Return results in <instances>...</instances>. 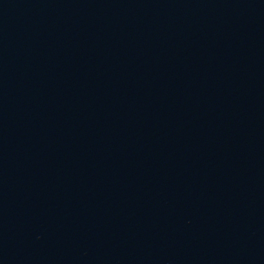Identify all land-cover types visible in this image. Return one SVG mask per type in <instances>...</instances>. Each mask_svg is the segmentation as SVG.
I'll use <instances>...</instances> for the list:
<instances>
[{"label":"water","instance_id":"water-1","mask_svg":"<svg viewBox=\"0 0 264 264\" xmlns=\"http://www.w3.org/2000/svg\"><path fill=\"white\" fill-rule=\"evenodd\" d=\"M0 264H264V0H0Z\"/></svg>","mask_w":264,"mask_h":264}]
</instances>
